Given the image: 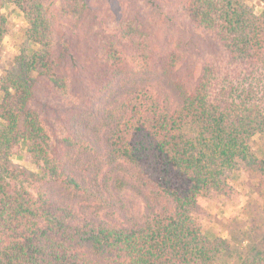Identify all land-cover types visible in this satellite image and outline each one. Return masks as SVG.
I'll return each instance as SVG.
<instances>
[{
	"label": "trees",
	"instance_id": "16d2710c",
	"mask_svg": "<svg viewBox=\"0 0 264 264\" xmlns=\"http://www.w3.org/2000/svg\"><path fill=\"white\" fill-rule=\"evenodd\" d=\"M90 1L0 0V50L23 34L0 77V264H264V0H158L211 40L203 61L170 21L116 14L78 98L67 68ZM241 170L256 176L243 216L211 238L200 199L230 197Z\"/></svg>",
	"mask_w": 264,
	"mask_h": 264
},
{
	"label": "rangeland",
	"instance_id": "374dc122",
	"mask_svg": "<svg viewBox=\"0 0 264 264\" xmlns=\"http://www.w3.org/2000/svg\"><path fill=\"white\" fill-rule=\"evenodd\" d=\"M90 8L87 12L85 22L76 30L72 42V52L74 60L67 68L73 85L74 95L81 96L84 89L86 76L95 70L98 62L95 48L96 36L107 33L109 24L113 17L119 13H133L142 10H149L155 18H161L167 22V26L177 33L181 34L187 41V55L198 61H203L210 56L216 55V50L211 40L204 34H197L190 31L185 26L176 22V20L165 19V11L159 5L158 0H91ZM256 12L261 11L259 4L253 2ZM10 23L16 30L29 26L22 11L15 6H8L3 11ZM19 37L8 36L4 39L0 50V77L4 71L12 65L14 58L20 55V46L23 42L22 32ZM36 106L40 109L45 104L52 105L49 109L50 116H56L59 112L58 101L50 99L44 94H40L36 99ZM1 122V121H0ZM13 162L30 171L36 172L37 168L33 165L29 154L24 146H19L15 150ZM229 181L233 186V194L230 197L218 196L217 194H208L200 199V211L198 220L204 234L211 238L218 235L224 239H229V232L222 229L221 222L224 219L235 216H243L244 208L251 196L250 186L255 183L256 176L241 170L240 172L229 173ZM130 200L134 203L136 209L142 206L141 201L131 194H128Z\"/></svg>",
	"mask_w": 264,
	"mask_h": 264
}]
</instances>
